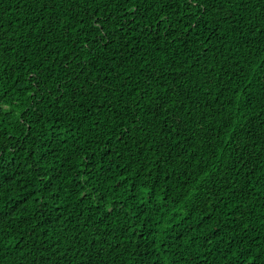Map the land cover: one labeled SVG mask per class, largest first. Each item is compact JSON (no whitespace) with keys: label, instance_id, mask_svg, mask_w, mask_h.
Listing matches in <instances>:
<instances>
[{"label":"trees","instance_id":"trees-1","mask_svg":"<svg viewBox=\"0 0 264 264\" xmlns=\"http://www.w3.org/2000/svg\"><path fill=\"white\" fill-rule=\"evenodd\" d=\"M0 264H264V0H0Z\"/></svg>","mask_w":264,"mask_h":264}]
</instances>
